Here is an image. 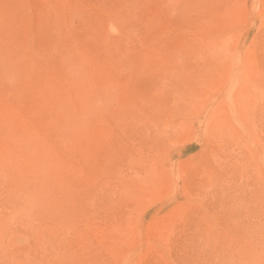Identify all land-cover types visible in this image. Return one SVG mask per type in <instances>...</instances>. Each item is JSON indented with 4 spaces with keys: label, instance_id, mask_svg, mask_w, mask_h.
<instances>
[{
    "label": "rangeland",
    "instance_id": "374dc122",
    "mask_svg": "<svg viewBox=\"0 0 264 264\" xmlns=\"http://www.w3.org/2000/svg\"><path fill=\"white\" fill-rule=\"evenodd\" d=\"M0 231V264H264V0H0Z\"/></svg>",
    "mask_w": 264,
    "mask_h": 264
},
{
    "label": "bare ground",
    "instance_id": "6f19581e",
    "mask_svg": "<svg viewBox=\"0 0 264 264\" xmlns=\"http://www.w3.org/2000/svg\"><path fill=\"white\" fill-rule=\"evenodd\" d=\"M22 183H23V182H22ZM40 185H41V184H40ZM41 186H42V185H41ZM43 189H44V188H43ZM36 193H37V191H36ZM33 198H34V197H33ZM30 199H32V198H30ZM33 201H34V200H33ZM29 203H30V202H29ZM31 203H32V202H31ZM43 203H44V202H43ZM32 204H34V203H32ZM32 204H31V205H32ZM40 205H41V204H40ZM28 206H29V205H28ZM34 207H35V204H34ZM37 207H38V206H37ZM29 208H30V207H29ZM29 208H28V209H29ZM26 209H27V206H26ZM41 215H42V214H41ZM0 232H1V231H0ZM0 238H2V237L0 236ZM0 241H1V240H0Z\"/></svg>",
    "mask_w": 264,
    "mask_h": 264
}]
</instances>
